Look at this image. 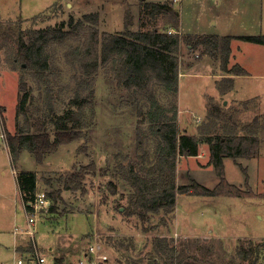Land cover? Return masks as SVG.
Listing matches in <instances>:
<instances>
[{
  "label": "rangeland",
  "instance_id": "obj_1",
  "mask_svg": "<svg viewBox=\"0 0 264 264\" xmlns=\"http://www.w3.org/2000/svg\"><path fill=\"white\" fill-rule=\"evenodd\" d=\"M171 1L179 10L180 25L185 31L216 29L223 34H264V0ZM138 2L139 0H0V264H8L12 259L15 243L13 227L17 225L25 228L27 223L13 172L14 166L5 147L6 142L1 136L4 134L3 128L13 132L16 129V120L20 124L23 123L24 115L21 112L27 111L29 115V108L34 118L48 120L47 129L53 137L56 127L49 119H55L56 115H61L69 109H76L72 99L79 76L78 69L69 64L64 57V52L76 44L73 40L52 45L50 73L40 84L35 81L29 70L12 68L7 60L9 47L16 44L17 37L27 40L28 28L56 26L62 21H67L70 16L77 19L88 12L98 13L100 31L116 32L118 28L117 31L123 30V19L126 10H129L132 15V25L129 27L137 30ZM211 19L216 20L214 26ZM236 39L237 41L234 40L232 44L230 65L237 61L253 74L242 75L236 82L243 87L248 83L252 92L263 93L258 108L264 111V44ZM179 52V72L185 73L189 70L191 74L197 76L201 74L198 78L185 76L183 79L190 84L187 93L205 92V100L201 96L184 97V100L186 99V105L193 102L191 105L197 108L206 101L204 118L193 116L178 119L177 94L167 91L157 82H153L151 88L158 101L166 108L176 106L179 131L192 133L198 137L208 133L212 135L257 133L261 141L258 150L251 156L254 158L225 159L226 179L242 189H246L247 181L254 194L253 198L233 199L177 192L175 205L170 212L164 209L147 212L144 219L137 214H124L123 207L128 205L133 188L123 178V168L120 167L126 166L129 161L138 162L137 159L143 150H148L150 152L148 158H153L155 135L147 128L148 123L144 120V111L149 104L145 96L133 89L118 86L110 64L101 65L91 81L94 89L93 122L86 116L83 124L84 137L60 145L61 170L39 171L36 190L46 192L59 188L62 190V201H56L55 213L43 212L36 219L35 239L40 247L43 249L51 247L64 257L74 258L80 255L88 244L98 239L109 256L108 264H148L154 258L162 261L152 245L154 236L164 235L174 240L197 236L204 238V243L209 241L213 243V259L225 262L235 255V247L240 241L247 239L258 241L264 238V114H258L255 102V107L249 105L244 111L242 105L236 103L238 100L233 102V95L213 97L217 103L211 101V79L222 75L219 57L205 53L202 45L188 50L184 41ZM188 65L192 66L191 69ZM21 80L27 84L28 96L25 101L27 109L24 108L17 113L18 95L24 94L19 86ZM199 80L201 82L197 84ZM86 93L87 90L81 92V96ZM213 107L218 109L214 110ZM255 115L261 117L255 127L251 128ZM68 124L70 125V122ZM81 145L86 147L85 152H78L77 148ZM200 146L202 149L199 151L202 154L198 158L199 161L186 158L187 156L179 157L176 167L177 185L190 184L191 180H195L194 177L207 187H212L217 180L219 181L216 173L212 174L207 169L198 167L201 165L199 162L207 160L204 152L207 153L208 145L200 142ZM23 162L25 167H33L29 155L23 158ZM92 162L96 165L95 171L90 169L81 171L80 183L85 187V193L82 194L80 190L62 189L63 180H58V177L63 178V174L70 177L79 167ZM144 164L147 165L146 161ZM45 178L51 179L50 185L43 181ZM110 181L115 185L114 192L108 185ZM183 209L185 211L191 209L196 223L198 220H205L211 227L210 222L213 221L216 226L220 224L228 235L225 234L221 238L208 231L203 232L205 236H200L198 231H186L182 226L187 224L190 215L187 218L180 214ZM236 235L259 238H235ZM262 256L264 259V250Z\"/></svg>",
  "mask_w": 264,
  "mask_h": 264
},
{
  "label": "trees",
  "instance_id": "obj_2",
  "mask_svg": "<svg viewBox=\"0 0 264 264\" xmlns=\"http://www.w3.org/2000/svg\"><path fill=\"white\" fill-rule=\"evenodd\" d=\"M99 17L96 12L82 14L80 18L68 17L59 25L45 28H28L27 40L17 37L15 45L9 47L7 60L13 69L29 70L35 81L40 84L50 73V49L53 44H63L73 40L76 44L64 52L65 60L78 69L76 92L72 103L76 109H69L51 120L56 130L52 137L47 129L46 118H34L26 108L28 96L27 84L24 80L19 83L24 94L18 95L19 102L16 111L24 115L23 123L16 120L13 132L6 129V145L14 168L23 150L28 151L36 163L43 162L47 154L54 153L60 145L70 143L84 137L83 124L86 116L93 122L95 111L91 81L101 65L110 64L113 78L118 86L133 89L143 94L148 101L144 111L147 128L155 135L154 155L148 158L150 152L143 150L136 163L128 162L123 168V178L133 188L127 206L122 212L126 215L137 214L141 219L147 212H166L173 210L176 193H187L203 196H254L245 177L246 189L229 182L224 172L223 156L250 158L260 146L257 133L250 134H195L179 131L176 122V106L166 108L158 101L153 82L162 84L172 93H176L179 81V54L182 41L188 50L202 45L204 52L212 57H219L220 68L224 73L232 75L246 74V70L237 62L230 65L231 40L239 38L249 42L264 44V34L250 35H198L180 34V13L171 0L151 1L139 0L137 30L130 29L132 15L126 10L123 19V30L116 32L100 31ZM1 25V24H0ZM161 25V26H160ZM172 28L173 32H168ZM1 29V28H0ZM1 31V30H0ZM219 53V54H218ZM220 92L228 90L233 85V77L226 76L216 82ZM87 90L84 96L81 92ZM217 110V107H213ZM172 111V112H171ZM171 112V113H170ZM261 116L255 115L251 128L255 127ZM70 122V125L68 124ZM4 124V121H3ZM93 127L90 129L92 130ZM139 129H141L139 127ZM208 145V164L212 165L219 181L213 187H207L196 180L190 184H176V167L180 156H195L199 153V143ZM78 152H85L81 145ZM146 161V164L144 162ZM138 165V166H137ZM244 168V167H243ZM95 171L94 162L79 167L70 177L63 174L58 180H63L62 189L80 190L83 194L85 187L80 183L81 171ZM244 172L246 169L244 168ZM46 184L51 183L45 178ZM16 183L21 200L31 199L36 190L37 175L32 171H17ZM114 192L115 185L108 182ZM61 188L48 191L51 199L48 212L55 213L56 201L61 200ZM201 237H185L174 240L169 236H154L153 248L162 261L156 258L148 264H264L262 258L264 239L240 241L235 247V255L225 262L213 259L214 245L211 241L204 243ZM239 241V240H238ZM238 257V260H237Z\"/></svg>",
  "mask_w": 264,
  "mask_h": 264
},
{
  "label": "crops",
  "instance_id": "obj_3",
  "mask_svg": "<svg viewBox=\"0 0 264 264\" xmlns=\"http://www.w3.org/2000/svg\"><path fill=\"white\" fill-rule=\"evenodd\" d=\"M211 22L214 23V24H212V26H214L216 20L211 19ZM118 29H116V31ZM180 32L193 33V34H196V33L197 34H216L218 36H221V35H233V36H236L237 35V34H223L222 32H220V31H218L216 29L199 30V31L189 32V31H185L184 29H182L181 25H180ZM243 35H250V34H243ZM234 40L237 41V39L236 38H232V40H231V53H232V44H233ZM230 59H231V57H230ZM237 63L240 64L239 62H237ZM188 66H190V65H188ZM191 67L192 66H190L188 68L191 69ZM243 68L246 70L247 73L246 74H241V75H231L233 77V85H232V87L230 89L224 90L223 92L219 91V89H218V87L216 85V82L218 80H220L222 77H226V76H229V75H226L224 73V71H221V74H222V75H220L221 77H219V78L215 77L214 79H211L212 82H211V85H210L211 86L210 87V99H211V101L215 102L213 97L223 96V95H226V94L233 95V98H234L233 102H236L235 100H238V102H236V103L241 104L242 107L244 108V111L249 105L250 106L253 105L255 107V105H254V102H255L257 104L258 114L259 115L260 114H264V111H262V110H260L258 108L259 107L258 103H261V100L263 98V93L262 92H257V91L256 92H252V89H250V85L248 83L243 87V86L239 85L236 82V79L238 77H241L242 75H244V76L253 75V74H250L249 71L245 67H243ZM188 71L185 72V73H181V71L179 72V81H178V87H177V91H176V94H177L176 97H177V106H178L177 118L180 119V120H182V118H184V119L186 118L187 119V118H191L193 116H195V118H199V119H200V117L204 118L205 113H206V105H207L206 101L202 102V104H201L202 106L200 108H197L196 106H192L191 103H193V102H191L189 105H186L187 103H186V99L184 100V97L186 98V97H193V96H195V97L196 96H201V97L204 98L206 96L205 92H200V94H199V92L197 94L187 93V89H188L190 84H189V82L187 80L183 79V77L190 76V77L198 78L201 75L200 74V75L197 76V74H191V72H188ZM223 74H225V75H223ZM206 76L210 77L209 75H205V77ZM200 82L201 81L199 80V82L197 84H199ZM242 93H243V95H242ZM182 97H183V99H182ZM204 100H205V98H204ZM195 101H196V99H195ZM225 102L226 101H224V104H225ZM215 103H217V102H215ZM236 103H235V105H236ZM184 130H186V129H184ZM5 147H6L7 151H8V147L6 145H5ZM199 149L200 150L202 149L201 146L199 147ZM61 150H62V147L60 146L56 152L47 154L44 157L43 162L40 163V164L36 163V161L34 160L32 155L28 151L23 150L22 153L20 154V157L18 158V160L16 162V167L13 168V172H14L15 178H16L17 171H32V172L36 173V175H37V183H38V179H39V176H40V175L38 176L39 171H43V170H47V169L48 170H52V169L53 170H61V168H60V161H61L60 157H62ZM201 154L202 153L199 151L198 155L187 156L186 158H193V159H196L197 161H199L198 158H200ZM204 154L207 155V160L205 162H199V164H201V165H199L198 167H200L202 169L203 168L207 169L208 172L214 174L215 171H214L213 166L208 164V159H209L208 149H207V153L204 152ZM26 155H29V159L31 160V163L33 165L32 168H28V167L24 166L25 163L23 162V158H25ZM226 157L227 156H223L224 172H225V159H226ZM251 158H254V157H251ZM251 158H246V159L248 160V159H251ZM235 160H234V162H235ZM238 163H240V162L238 161ZM71 164H72V162H71ZM216 177H218V176H216ZM193 179L197 180L196 177H194ZM197 181L199 183L203 184V182H201L200 180H197ZM217 181H216V183H217ZM36 188H37V184H36ZM19 193H20V191H19ZM20 197H21V195H20ZM218 197H228V198H233V199H235V198L236 199H239V198H242V199L253 198V197H244L243 198V197H234V196H218ZM258 197H260V196H258ZM176 205H177V203H176ZM209 205H211V204H209ZM176 207H177V210H178V205ZM186 210L187 211H185L183 209V211L180 212V214H182L183 216H187V218L190 215V217H189L190 220L188 218L187 224H185V226H182V228L186 229V231L187 230L198 231L197 233L201 234L200 236H205L203 234L204 231H208L209 233H212L213 235H216V236L221 237V238H223L225 234L228 235V233L225 232L222 229V226L220 224L216 226V224H214L213 221L210 222L211 227L208 225V222H206L205 220L204 221L198 220V223H196L197 221L194 220V218L192 216L191 209L190 210L186 209ZM241 237L259 238L258 236H248V235L247 236L246 235H240V236L236 235L235 236V238H241Z\"/></svg>",
  "mask_w": 264,
  "mask_h": 264
},
{
  "label": "built area",
  "instance_id": "obj_4",
  "mask_svg": "<svg viewBox=\"0 0 264 264\" xmlns=\"http://www.w3.org/2000/svg\"><path fill=\"white\" fill-rule=\"evenodd\" d=\"M169 29L168 32H173ZM1 134L4 140L6 132L3 128ZM22 206L26 215V227L22 228L15 225L12 233L15 237L13 246V256L8 264H108L109 256L103 248L101 241L96 239L85 247L80 255L74 258H67L52 250L51 247L43 249L37 244L35 239V225L38 215L45 212L48 214V208L51 199L45 190H35L31 199L22 201ZM18 237L20 239H18Z\"/></svg>",
  "mask_w": 264,
  "mask_h": 264
}]
</instances>
